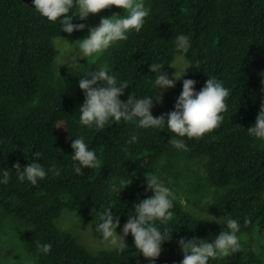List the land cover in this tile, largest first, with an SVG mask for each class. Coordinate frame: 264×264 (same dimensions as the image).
<instances>
[{"label":"trees","instance_id":"1","mask_svg":"<svg viewBox=\"0 0 264 264\" xmlns=\"http://www.w3.org/2000/svg\"><path fill=\"white\" fill-rule=\"evenodd\" d=\"M148 3L151 13L142 30L131 31L107 55L109 73L129 86L120 100L158 98L157 74L150 65L162 63L170 77L182 53L193 67L196 92L211 77L230 90L222 124L199 139L179 137L166 123L162 129H145L113 118L102 129L82 125L85 92L79 88L74 97L70 79L55 71L56 39L70 34L60 20L51 22L37 12L34 0H0V180L3 170L10 173L9 182L0 183V209L25 227L33 264H181V239L211 242L228 230L227 219L238 220L239 234L259 239V250L241 240L238 251L209 264H264V140L248 133L264 104V0ZM73 23L87 20L75 17ZM181 34L190 38L187 53L175 46ZM176 103L154 99L153 116L174 111ZM133 135L137 140L129 142ZM80 137L100 161L99 167L81 166L82 175L75 173L78 162L71 147ZM176 140L187 150L176 147ZM36 152L45 170L55 166L60 174L48 171L36 185L21 182L14 165L27 166L37 159ZM162 160L163 182L176 199L168 224L172 240L163 243L154 262L139 253L132 234L125 238L123 253L120 245L93 252L73 231L59 226L65 211L100 223V214L113 205V216L126 224L134 205L154 195L146 173L158 175ZM196 161H204L202 170L186 168ZM203 204L211 216L221 218L219 224L191 211ZM156 226L164 227L159 221ZM38 243H50V252L39 251Z\"/></svg>","mask_w":264,"mask_h":264},{"label":"clouds","instance_id":"2","mask_svg":"<svg viewBox=\"0 0 264 264\" xmlns=\"http://www.w3.org/2000/svg\"><path fill=\"white\" fill-rule=\"evenodd\" d=\"M35 9L51 22L61 21L62 30L69 34L74 31H82L86 24H74L73 19L79 17L86 20L89 14H99L101 11L113 6L125 10V15L113 14L111 17L102 18L99 25L90 29V34L76 41L82 58H87L90 65H96V58L107 51L111 46L119 41H126L131 31L140 32L145 24L146 18L151 13V8L146 7L145 0H34ZM75 9L74 15H70ZM176 49L187 53L190 48V38L183 34L177 36L175 42ZM162 63H152L150 69L156 73L155 84L160 89L175 87V83L184 76H178V71L174 78L170 79L168 74L163 71ZM187 71V70H186ZM79 87L85 92L86 100L80 107V122L82 125L97 128H104L105 124L113 119L116 122L124 120L131 122L141 128L162 129L165 123L169 130L179 137L189 139H199L217 129L223 122V113L227 111V99L230 90L225 88L221 81L211 77L206 81L205 86L199 91H195L196 81L192 79L183 80V90L175 104V110L160 117H154L151 109L153 101H162L163 97H147L137 99L133 95L127 102H122L120 97L127 89V81L119 82L114 74L109 73L107 64L97 67V70H89L87 75L81 76ZM167 117V118H166ZM248 133L264 140V104L261 105L254 126L248 129ZM137 137L133 135L129 142H135ZM176 147L184 148L187 146L181 141H173ZM71 147L74 149L73 161L78 162L74 166L75 173L82 175L83 168H95L100 166V161L94 150H90L83 137L74 139ZM41 156L39 152L31 163L25 167L17 162L14 165L18 179L23 182L25 179L31 184L36 185L38 180L46 178L48 171L59 175L58 169L53 166L45 170L41 163L37 162ZM82 166V167H81ZM3 179L0 183L7 184L10 173L7 169L3 170ZM147 188L154 195L142 200L134 205L133 214L129 215L128 221L123 227V236L117 234L120 225L119 217H114L112 208L109 206L100 214L102 221L97 225V230L102 233L104 241L117 243V238H121L123 243L119 246L121 253L125 250V237L132 234L135 247L145 258L155 261L162 252V245L165 241L172 240L173 230L168 224L173 219L175 193L165 185L157 174L146 173ZM129 186V185H128ZM127 187V186H126ZM124 187V188H126ZM123 188V189H124ZM209 221L220 223V219L210 216ZM164 225L163 228L157 227L156 222ZM227 231H222L218 237L211 242H207L199 237L192 240L181 239L179 245L183 251L181 264H209L210 259L226 257L232 252L241 248V240L246 239L240 233V224L236 219L225 221ZM251 223L245 217L244 224ZM39 251L47 254L52 245L37 244ZM32 264V262H29Z\"/></svg>","mask_w":264,"mask_h":264},{"label":"rangeland","instance_id":"3","mask_svg":"<svg viewBox=\"0 0 264 264\" xmlns=\"http://www.w3.org/2000/svg\"><path fill=\"white\" fill-rule=\"evenodd\" d=\"M146 7L149 6L148 0H145ZM113 14L125 15V10L117 8L115 6L101 11L99 14H89L87 20V27L77 33L70 34L66 37L56 39L57 57L55 62V71L58 76H66L71 81V93L74 97H77L79 90V82L81 76L87 75L88 71H95L97 67L107 64V55L114 45L111 46L102 55L96 58V65H90L87 58H82V53L75 44L76 41L86 38L90 34V29L99 25L102 18L111 17ZM187 70V71H186ZM178 71V76L182 77L181 80L176 81L175 87L168 89H160L159 95L163 97L159 103L167 102L171 100L176 102L183 90V80L192 79L194 76V70L182 53L176 55L172 64V71L170 79L174 78V74ZM164 160L160 161L158 166V176L164 181ZM204 161H196L194 163H186V168L203 169ZM213 198L209 197V199ZM191 211L198 217L205 220L210 219L212 212L207 209L205 204L201 206H192ZM101 223V222H100ZM58 224L63 230L73 231L79 238L80 242L88 247L91 251L97 252L103 249H112L119 246L123 241L121 238H117V243L113 244L110 241H104L102 233L97 230L98 222L88 220L78 213L65 211L62 217L58 220ZM125 225V224H124ZM124 225H119L117 228V234L123 236ZM24 229L25 227L15 221L12 217L5 214L0 209V264H33V256L27 251L24 242ZM129 233L128 235H130ZM127 235V236H128ZM246 239H242V243L245 245H251L256 250H259V239H253L248 234L245 235ZM126 238V237H125Z\"/></svg>","mask_w":264,"mask_h":264}]
</instances>
